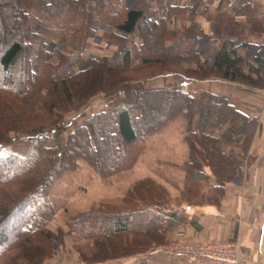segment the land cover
<instances>
[{"label":"trees","instance_id":"16d2710c","mask_svg":"<svg viewBox=\"0 0 264 264\" xmlns=\"http://www.w3.org/2000/svg\"><path fill=\"white\" fill-rule=\"evenodd\" d=\"M149 2L150 0H0V9L11 7L16 11L15 14L10 11L8 25L1 27L5 34L0 35V148L18 139L19 131L27 136L28 141L24 155L14 151L0 154V256L13 247L23 249L26 246L24 239L29 240L35 234L46 231L41 228V222L32 227L28 225L38 221L37 211H48L44 209L48 202L43 197L47 186L65 168L71 164L76 165L75 151L83 156L87 153L86 147L91 149V157L95 158L97 167L104 172L103 169H106L110 160L103 151H99L97 139L100 143L107 144L108 148L111 147L113 138L128 147L135 143L141 147L145 135L154 133L180 113L187 119L185 142L189 153L188 160L183 165L187 185L191 182L197 185L191 177L194 172L205 177L212 175L216 182L211 188V195L205 197L209 201L213 197L217 203L222 195L223 183L239 176L240 159L222 149V137L227 133L238 136L237 139L243 138L241 149L245 151L254 134L256 119L249 118L224 100L218 101L215 94L204 92L198 98L188 94L180 89L174 77L181 75L200 80L217 76L263 88L264 46L257 45L258 49L251 57L241 54L237 50L238 46H246L247 43L240 41L239 45H235L232 38L239 35L242 26L233 16L225 13L213 17L218 24L217 28L221 30L218 35H204L198 41L193 22L181 33L174 32L168 27L166 17L159 20L143 17ZM33 4L41 8L40 15L31 13ZM31 22L37 23L36 31L32 29ZM98 24L110 27L107 38L119 40L121 44L108 41L104 44L105 52L98 59L93 58L86 69L73 68L87 45V39L94 36L93 28ZM250 25L256 32L263 29L258 20H252ZM223 31L227 33L225 38L219 36ZM122 33L127 36L124 37ZM51 34L74 40L80 51L71 57L60 56L56 62H47L50 55L44 51V39ZM217 41L219 43L215 45ZM34 42L39 46L38 57L30 60L27 55L24 59V72L19 74L14 66L20 61L24 48L30 51ZM112 43H116L117 48L111 49L109 44ZM180 43L184 45L181 47ZM157 46H162V49L155 54L152 49ZM206 50L214 53L209 65L206 59H201ZM140 53L142 56L139 68H155L156 78H162L163 82L155 89L140 90L136 87L133 92L130 89L131 79L124 75L118 76L117 71L135 70L131 62L132 56ZM181 62L186 65L182 66ZM31 66L37 71L34 72ZM173 66H182V69L172 71ZM17 81H22L27 86L26 95L20 96L13 90L12 85ZM7 94L12 96L11 100L7 98ZM114 94L119 96L114 102L117 106L114 110L111 109L114 104H109V107L91 113L69 131L66 144L60 145L61 136L67 131L68 121L64 116L68 111H78L91 96L99 95L107 99L113 98ZM160 94L167 103V109L155 122L149 116L146 128L140 123L145 117L143 111L131 113V109L136 106L135 96L151 99L158 98ZM214 129L219 130L220 138L212 136L211 131ZM10 130L15 133L12 138L8 136ZM49 139H53L52 145L49 144ZM131 156V160L127 161L131 162L129 166L135 159L134 154ZM63 157L65 162L59 163ZM119 164L120 161L116 167ZM128 165L124 163L121 166L127 168ZM7 184H14L11 192L17 195L15 198L2 195L1 186L5 187ZM187 194H190L191 199V189L188 187L186 192L183 191L182 197L189 203L191 200L187 198ZM167 200L169 196L166 189L153 179L144 177L133 185L120 205H108L109 212L112 213L100 209L74 221L78 226L83 225V221L89 223L90 227L84 225L81 229L94 233L96 247L103 248L106 245L103 239H98V235H113L141 250L122 255L141 254L152 248L150 244L161 245L168 242L166 233L184 219L180 213L168 207ZM10 220L14 225V230H9L12 233L10 235L15 233L12 238L1 231L3 225ZM95 223L97 228L94 227ZM44 233L48 236V233ZM129 234H140L143 237L137 243L133 238L128 240Z\"/></svg>","mask_w":264,"mask_h":264},{"label":"rangeland","instance_id":"374dc122","mask_svg":"<svg viewBox=\"0 0 264 264\" xmlns=\"http://www.w3.org/2000/svg\"><path fill=\"white\" fill-rule=\"evenodd\" d=\"M12 1L13 0H11V2ZM30 10L35 16H38L41 13V8L35 4L31 6ZM10 11L13 14L16 13L15 9L11 7H4L3 9H0L1 36H4L5 34V32L1 31V27H4L5 24L8 25ZM151 19L159 20L160 18L157 19V17H152ZM10 24H12V22ZM31 25L32 29L36 31L37 23L31 22ZM215 25L216 28L218 24L215 22ZM170 29L176 32V30L173 28ZM194 31L198 41H201L205 34H203L196 25L194 27ZM215 31L213 34L216 35ZM93 33L94 36L87 39V45L80 54L79 60L76 62L73 68L78 70L86 69L90 65V61L93 58L98 59L101 57L102 53L105 52L104 44L106 42L117 41L114 38H107V35L110 33V27L106 25H96V27L93 28ZM177 33H181V31ZM121 35L124 37L127 36L125 33H122ZM117 42L121 44L119 40ZM44 43V51L50 55L47 59V62L49 63L56 62L60 56L71 57L80 51V47L77 42L69 38H59L56 34H51L50 36L46 37L44 39ZM166 43L167 42H165V44ZM183 45L184 43H180L181 47ZM38 47V44L34 42L31 45L30 51L24 48L20 61H18L14 66V69L17 70L19 74L24 72V59L27 57V55L29 59H37ZM109 47L111 49H115L117 48V45L116 43H112L109 44ZM161 49L162 46H157L152 50L156 54ZM141 56V53L138 55L133 54L131 62L135 70L133 69L132 72L117 71L118 76L124 75L131 79L130 89L133 92L136 87L140 90H147L155 89L160 87L162 84V81L158 79V77L156 78L157 70L155 68L152 67L146 69L147 67L145 68L144 66L139 68ZM181 65L184 66L186 64L181 62ZM182 66H173L171 69L172 71H177L178 69H182ZM31 67L33 68L32 70L34 72L37 71L34 66ZM159 81L161 84L160 86H157ZM12 86L14 88L13 90L16 91V93L20 96L26 95V92L28 91L27 86L24 85L22 81H17ZM6 96L11 100V95L7 94ZM198 96H196V98H198ZM112 97L113 98L107 97L106 99L99 95L91 96L87 103L80 107L78 111H68V113H66L64 116V118L68 121L66 124L67 131H65V134L63 133L61 136L62 139L60 145H64L68 138L67 134L69 131L75 128L76 125L82 123L91 113L105 109L109 107V104H114L115 100L117 101L119 96L118 94H114ZM135 97L136 106L134 109H131V113L143 111L142 114H144L145 117L140 122L142 126L148 125L149 120H147V118L149 119V116L152 117L150 120L153 119L154 121L152 122H155L167 109V103H165V99L162 98V94H160L158 98L154 97L151 99L141 96ZM111 106L112 110L117 107L115 104ZM118 106L121 105L118 104ZM257 124L258 123H256V126ZM218 131L219 130L216 131V129L212 130V136L220 138L221 135ZM8 133V136L11 138L15 134L11 130ZM18 133V139L14 140V142L11 144L0 148L1 155L11 151H14L19 155H24L26 153L28 148V141L26 139L27 136L22 134L21 131ZM154 133H151L147 136L145 135L144 144L141 147L140 145H135L136 143L133 146L128 147L125 146V144H119V140H115L113 138L111 140L112 145L110 148H108L107 144L100 143L101 141L99 142L97 139L96 141L99 151H103L110 160V163H108L109 165L106 166L107 170L103 169L104 172H102V169L97 167L95 158L91 157V151H89L91 149L86 147L85 149L87 150V153H85L83 156L82 154L77 153L78 151H75L76 156H74V158L77 161L76 165L71 164L68 168H65L61 175L47 186V190L43 197L48 202L44 209H47L48 211L45 213L43 210L37 211L36 215L38 217V221H36L35 224L33 223L28 225L29 227H32L41 222L40 226L43 228V230H46L44 232L48 233V236L44 232H40L39 234H35L32 238H29V240L24 239L26 246H24V248L21 246L23 249L13 247L7 252L2 253L0 256V264H110L112 262L121 261L124 258L137 255H122L124 253L138 251L139 247H132L129 244L130 242L113 235H110L109 237H102L103 235H98L95 233V235L102 237H97L99 240L103 239L106 245H109H104L105 247L103 248L96 247L97 244L94 242V233H87L81 229L84 227V225L90 227L88 226L89 223L83 221V225L78 226V224L75 222V219L89 214L90 212L99 211L100 209L107 211V213H112L109 212L110 209L108 208V205H120L133 185L139 179L144 177L153 179L156 183L162 185L166 189V192L169 196V200H167L168 205L171 203L178 204L180 202H187L186 199L182 197V193L183 191L186 192L187 187L189 190L191 189V194L195 196H191L190 199V194L186 195L191 201L192 199L194 201H198V196L211 194V187H209L210 181L216 182V179L212 177V175L205 177L201 173L194 172L193 176L191 177L203 179V181L200 182L201 184L199 183L200 189L195 184H192V182L189 184V186L186 183L187 174L183 165L185 162H187L189 153L188 145L185 142V135L187 133V119L179 113L173 119L167 121ZM222 138L224 140L223 145H221L222 149L225 150V152L235 155L237 159H240L238 175L249 173V165H251L250 158H257V160H255L257 162V172L261 175H264V155H261L264 153V150L258 151V157L257 155L251 156L249 154V146H247L245 151L241 149L243 138L237 139L238 136H231L227 133L223 135ZM49 140V144L52 145L53 139ZM249 141H258L264 144V134L259 135L256 140L255 136H252ZM148 144L149 146H147ZM72 147L73 145L70 147V150ZM85 149L83 148L82 150L85 151ZM67 150H69V148ZM132 154H134L135 159L129 166L128 164L131 162L128 163L127 161L128 159L129 161L131 160ZM123 156L125 157L123 158ZM64 157L66 158V156ZM64 157L59 163L65 162ZM183 160L186 161L183 163ZM119 161V167H116L118 166L117 163ZM124 163L129 167H122L121 165ZM13 185L14 184H7L5 187L1 186L2 195H6L10 199L15 198L17 195L11 192ZM177 189L178 194L177 192L173 194L170 193L171 191H175ZM173 197L176 198L175 201ZM202 200H204L203 197ZM101 206H103V208H101ZM12 223L13 222L10 220V222L4 224L1 228V231L5 234L7 233L11 238L15 236V233H13L12 236L10 235L14 230V225ZM96 224L97 223L94 224V227L97 228ZM96 228L95 231L97 230ZM10 229L11 232L9 231ZM6 237L9 238L8 236ZM140 237L143 236L140 234H129L128 240L133 238L135 242L138 243L140 242ZM117 242H122V244H118ZM172 243L195 242L176 241ZM162 245L164 249L168 251L167 245H171V242H166L160 246ZM149 246L153 247V244H150Z\"/></svg>","mask_w":264,"mask_h":264},{"label":"crops","instance_id":"0c3cea01","mask_svg":"<svg viewBox=\"0 0 264 264\" xmlns=\"http://www.w3.org/2000/svg\"><path fill=\"white\" fill-rule=\"evenodd\" d=\"M219 13L233 16L242 26L239 35L232 38L235 45H239L240 41L247 43L246 46H238L237 50L241 54L251 57L256 53L257 45L264 46V0H150L143 17L146 19L166 17L168 27L176 32L184 31L193 22L203 34L212 36L218 29L215 28L213 17ZM252 20H258L261 23L263 29L260 32L252 29L250 25ZM218 32L221 30L215 31L216 35ZM226 34L223 31L219 36L225 38ZM218 43L219 41L215 45ZM212 52L210 50L209 53V50H206L201 56L202 60L206 59L208 65L213 60ZM158 79L162 81V78ZM174 81L183 91L192 96H198L204 92L215 94L218 101L224 100L249 118H255L258 123L253 135L255 140L259 135L264 134V87L258 88L217 76L198 80L179 75L174 77ZM158 83L157 86H160V81ZM248 149L251 156H256L259 154L258 151L264 150V144L251 141ZM250 159L249 173L234 176L232 180L223 183L222 195L217 203L214 202L213 197L209 201L206 195H202L204 200L202 196H198V201L192 199L189 203L168 205L184 218L181 223L174 225L166 233L168 242L236 239L239 243L237 264H264V175L257 172L255 161L257 158ZM185 161L183 160V163ZM193 179L197 185L203 181L194 177ZM213 185L215 182L210 181L209 187L212 188ZM177 191L178 189L170 193ZM173 198L175 201L176 198ZM110 264L209 263L185 255H175L164 249L163 245H153L145 253Z\"/></svg>","mask_w":264,"mask_h":264},{"label":"built area","instance_id":"2783aa9c","mask_svg":"<svg viewBox=\"0 0 264 264\" xmlns=\"http://www.w3.org/2000/svg\"><path fill=\"white\" fill-rule=\"evenodd\" d=\"M168 251L175 255H185L209 264H237L239 243L232 241H199L195 243H171Z\"/></svg>","mask_w":264,"mask_h":264}]
</instances>
